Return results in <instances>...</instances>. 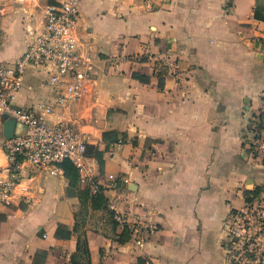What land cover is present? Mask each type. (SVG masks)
I'll return each instance as SVG.
<instances>
[{"label": "crops", "instance_id": "obj_1", "mask_svg": "<svg viewBox=\"0 0 264 264\" xmlns=\"http://www.w3.org/2000/svg\"><path fill=\"white\" fill-rule=\"evenodd\" d=\"M63 1L0 0V62H15L42 31L44 7ZM258 6L264 0H79L77 33L97 75L45 119L72 122L86 140L107 203L71 163L61 179L26 168L0 202V264H88L78 253L85 236L91 264H230L225 220L264 188V165L245 154L264 90ZM35 75L16 106L52 99ZM5 140L0 122V167ZM140 225L141 244L124 235Z\"/></svg>", "mask_w": 264, "mask_h": 264}, {"label": "built area", "instance_id": "obj_2", "mask_svg": "<svg viewBox=\"0 0 264 264\" xmlns=\"http://www.w3.org/2000/svg\"><path fill=\"white\" fill-rule=\"evenodd\" d=\"M79 19V0L47 4L43 9V29L33 36L27 50L13 63L0 62V122L13 119L17 126L27 130L26 134L15 133L3 144L7 165L0 167V202L5 205L21 185L26 168L61 179L64 165L71 163L92 194L100 192L88 163L86 140L72 122L49 123L45 119L55 108L76 101L97 75L93 58L77 33ZM261 40L264 44V34ZM157 69L160 71V66ZM171 69L170 73L175 74L176 69ZM29 70L42 77V86L52 94V99L39 110L15 104ZM260 98L262 106L249 123L245 154L255 164L264 165V90ZM109 179L114 187L118 185L115 177ZM25 201L30 203L29 199ZM108 204L114 220L124 226L125 216L117 212L115 202L109 200ZM224 224L227 232L224 248L229 263L264 264V193L231 213ZM142 229L141 225L131 228L132 236L140 244L144 241L139 235Z\"/></svg>", "mask_w": 264, "mask_h": 264}, {"label": "trees", "instance_id": "obj_3", "mask_svg": "<svg viewBox=\"0 0 264 264\" xmlns=\"http://www.w3.org/2000/svg\"><path fill=\"white\" fill-rule=\"evenodd\" d=\"M255 19L264 21V8L263 7L258 6L255 8ZM103 193H104V189L100 187V192L94 195L96 197L95 201L98 202L99 206L107 203V200L103 196ZM262 193H264V188L258 189L254 193H246L245 195L246 203H251L254 198L259 197ZM236 211L237 210L233 211L232 213H235ZM111 219H112V222L115 224V226H117L118 223L114 220L113 211H111ZM129 234H131V231L126 229L124 235H129ZM78 253L81 254L87 260L88 264H91L90 251H89L88 240L86 236L84 237V239L79 238Z\"/></svg>", "mask_w": 264, "mask_h": 264}, {"label": "water", "instance_id": "obj_4", "mask_svg": "<svg viewBox=\"0 0 264 264\" xmlns=\"http://www.w3.org/2000/svg\"><path fill=\"white\" fill-rule=\"evenodd\" d=\"M16 126L17 124L13 119L4 121V133L6 140H10L14 137Z\"/></svg>", "mask_w": 264, "mask_h": 264}]
</instances>
